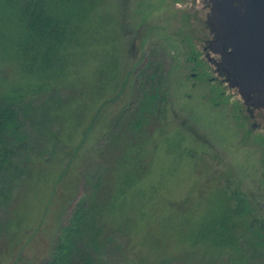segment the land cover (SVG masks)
I'll use <instances>...</instances> for the list:
<instances>
[{
    "label": "rangeland",
    "instance_id": "rangeland-1",
    "mask_svg": "<svg viewBox=\"0 0 264 264\" xmlns=\"http://www.w3.org/2000/svg\"><path fill=\"white\" fill-rule=\"evenodd\" d=\"M172 3L96 0L98 6L84 12L93 17H83L82 35L88 30L92 41L71 46L63 74L42 80L48 90L39 96L44 107L34 108L24 129L28 168L13 187L0 180V264L48 259L71 215L111 170V188L127 193L118 215L132 223V264H226L220 250L196 243L203 225L220 216L225 199L234 207L242 203L252 222L264 220L261 148L242 141L230 107L213 109L209 90L187 79L181 18ZM0 33V92L41 84L22 73L8 42L16 27ZM53 86L62 89L52 92ZM156 89L159 111L148 116L141 133L132 132L128 127L141 103ZM111 214L108 228L120 220Z\"/></svg>",
    "mask_w": 264,
    "mask_h": 264
},
{
    "label": "trees",
    "instance_id": "trees-1",
    "mask_svg": "<svg viewBox=\"0 0 264 264\" xmlns=\"http://www.w3.org/2000/svg\"><path fill=\"white\" fill-rule=\"evenodd\" d=\"M97 1L98 5L105 4V0ZM94 4L96 0H0V31L8 25L16 27L13 39H8V42H12L22 73L41 80L38 85L27 83L0 92V180L3 186L13 187L21 171L28 168L29 162L24 161L23 153L28 149L30 140L24 129L34 108L39 104L44 107L39 96L48 90L42 80L48 79L50 74H63L61 68L66 66L71 46L92 41L88 30H84L86 36L83 38L80 23L83 17L87 19L89 16L88 20L93 17L91 12H84ZM3 37L0 33V40ZM3 81L4 74L0 70V84ZM159 86L157 84L154 88ZM49 88L56 93L62 89ZM152 92L141 103L137 119L128 127L132 132L141 133L150 122L149 117L159 111V90ZM20 148H23L22 152ZM111 174L112 170L105 173L102 182L95 185L92 195L71 215L50 257L42 264H132V223L124 213L118 215L123 211L127 193L111 188ZM129 175V172L123 175L125 183ZM233 199L237 201V197L233 196ZM232 201L224 200L220 216L209 219L203 225L196 243L220 250L222 253L219 256L226 258L228 264H264V220L252 222L251 216L245 214L242 203L234 207ZM111 213H116L120 220L113 228H108L106 220L113 215ZM245 223L249 224L246 228L242 226ZM240 224L244 231L238 233ZM138 262L146 264L139 259ZM157 264L176 263L161 259Z\"/></svg>",
    "mask_w": 264,
    "mask_h": 264
},
{
    "label": "water",
    "instance_id": "water-1",
    "mask_svg": "<svg viewBox=\"0 0 264 264\" xmlns=\"http://www.w3.org/2000/svg\"><path fill=\"white\" fill-rule=\"evenodd\" d=\"M172 2L187 79L209 90L213 109L231 108L242 141L254 142L264 156V0Z\"/></svg>",
    "mask_w": 264,
    "mask_h": 264
}]
</instances>
